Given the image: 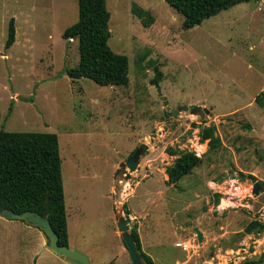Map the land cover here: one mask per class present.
<instances>
[{
	"label": "rangeland",
	"instance_id": "obj_1",
	"mask_svg": "<svg viewBox=\"0 0 264 264\" xmlns=\"http://www.w3.org/2000/svg\"><path fill=\"white\" fill-rule=\"evenodd\" d=\"M133 3L153 16L148 27ZM106 6L108 45L128 58L125 86L67 76L78 64V41L61 34L78 18L77 0H0V128L57 134L70 236L81 242L72 220L86 217L81 244L100 261L130 264L118 249L121 215L153 264H240L255 253V264H264V229L244 231L252 220L264 225V0L239 1L192 28L164 0ZM11 18L14 42L6 47ZM183 105L197 110L173 115ZM210 125L221 140L214 150L199 136ZM141 144L146 150L127 178L125 162ZM169 146L200 157L176 183L165 173L176 157ZM24 225L0 219V264H66L41 250L33 232L49 243L43 231Z\"/></svg>",
	"mask_w": 264,
	"mask_h": 264
},
{
	"label": "trees",
	"instance_id": "obj_2",
	"mask_svg": "<svg viewBox=\"0 0 264 264\" xmlns=\"http://www.w3.org/2000/svg\"><path fill=\"white\" fill-rule=\"evenodd\" d=\"M164 1L183 16L184 28H192L200 25L204 19L217 14L222 9L219 4L225 0ZM237 2L239 1L235 3ZM77 6V20L66 27L61 34L66 40L75 38L78 41V64L65 70L67 76L71 79L88 78L103 86L127 85L128 58L124 54L114 52L108 45L110 12L106 0H77ZM131 12L144 27H148L154 20L148 10L136 3L132 4ZM14 35V23L11 18L8 22L6 47L13 44ZM154 70L152 83L157 85L161 72L157 67H154ZM255 101L261 102L259 95L255 97ZM199 136L200 142L207 141L210 150L217 149L221 145L213 125L203 127ZM165 152L176 156L173 163L165 169L169 183L178 182L200 162V157L192 151L169 146L166 147ZM219 198L220 195L215 194L216 203ZM1 209L14 212L32 210L47 216L52 229L58 235V243L68 245L61 157L56 133L6 131L0 128ZM263 229V224L252 220L245 226L244 231L252 233ZM130 233L144 262L153 264L150 256L142 250L137 230L131 228ZM255 263L253 261L245 264Z\"/></svg>",
	"mask_w": 264,
	"mask_h": 264
},
{
	"label": "water",
	"instance_id": "obj_3",
	"mask_svg": "<svg viewBox=\"0 0 264 264\" xmlns=\"http://www.w3.org/2000/svg\"><path fill=\"white\" fill-rule=\"evenodd\" d=\"M240 0H225L219 4L220 8H224L228 5L235 3ZM187 111L189 110L191 113H195L197 110V106L195 105H183L180 106L174 111L173 115L177 114L178 111ZM146 150V145L141 144L137 149L134 150L132 155L127 158L125 165L128 168L129 172L126 173V177L130 176V172L136 169L138 164L139 157L141 153ZM250 181L252 182V192L257 195L259 193L260 184L256 180L255 177H251ZM0 217L8 220H20L24 221L26 224L38 227L49 240V243L45 244V247L52 252H54L58 256H62L68 263L70 264H90V260L88 255L85 252L79 251L75 248H71L68 245H60L58 243V235L54 232L51 227V224L45 215H41L32 210H25L22 212H14L9 209H1ZM129 222L130 218H125L121 215L116 216V226L119 232V235L123 241L124 247L126 248L128 257L130 259V264H147L142 259V254L134 241L132 234L129 231ZM194 231L197 235L198 241H202V232L199 228L195 227ZM259 253H255L250 255L249 257H245L241 259L240 264L246 262L257 261L260 258Z\"/></svg>",
	"mask_w": 264,
	"mask_h": 264
},
{
	"label": "crops",
	"instance_id": "obj_4",
	"mask_svg": "<svg viewBox=\"0 0 264 264\" xmlns=\"http://www.w3.org/2000/svg\"><path fill=\"white\" fill-rule=\"evenodd\" d=\"M0 219H4L3 217H0ZM74 219V221L72 220V222H73V227H74V237H76V236H78L79 237V239H81L80 241V243L78 244V242H76L75 240H73L72 241V236H70V224H71V222H70V218L69 217H67V214H66V220H67V239H68V246L69 247H73V248H75V249H78V250H80V251H83V252H85L87 255H88V257H89V260H90V264H92V257H94V260H95V263L94 264H107L109 261H110V259H112L113 257L112 256H110V257H108V258H106V260H102V261H100V258L99 257H97L98 256V254H96L97 252V250L96 249H90V248H87V249H84V247L82 246V244L81 243H84L85 244V239H84V235H82L81 233H80V231H79V227H80V224H82L81 223V221L79 220V219H87L86 217H80L79 219H77V218H73ZM109 220V219H108ZM111 223V221L109 222L108 221V229H110V233H111V236H112V238L113 239H115L114 238V236H115V230H113V228L109 225ZM24 226H26V225H24ZM27 228H28V231L29 232H32L33 230H34V228L33 227H35V226H31V225H28L27 224V226H26ZM201 231V230H200ZM34 234H35V236H36V241H37V244L39 243V246H41L40 248H41V250H43V251H45V252H51V253H49V254H53V255H55V256H57L56 258H63L62 256H58V255H56L54 252H52L51 250H49V249H47L46 247H45V244H46V241L44 240V239H42V242H40L39 241V237H38V235H37V233H36V231L34 230V232H33ZM141 236V235H140ZM177 237H178V239L180 240V238H182L183 239V236L182 235H177ZM115 242V241H114ZM140 242H141V247L143 248V242H142V236H141V240H140ZM99 244V243H98ZM96 246H98V245H96ZM176 246V245H175ZM104 246L103 245H100L98 248H103ZM118 249H119V251L121 250V252H124L125 250H126V248L124 247V246H119L118 245ZM143 250V249H142ZM147 254V253H146ZM148 255V254H147ZM64 259V258H63ZM64 261H65V263L66 264H70V263H68L65 259H64ZM181 264H183V263H181Z\"/></svg>",
	"mask_w": 264,
	"mask_h": 264
},
{
	"label": "bare ground",
	"instance_id": "obj_5",
	"mask_svg": "<svg viewBox=\"0 0 264 264\" xmlns=\"http://www.w3.org/2000/svg\"><path fill=\"white\" fill-rule=\"evenodd\" d=\"M222 200H223V199H222ZM222 203L224 204V203H226V201H225V200H223V201H222Z\"/></svg>",
	"mask_w": 264,
	"mask_h": 264
},
{
	"label": "built area",
	"instance_id": "obj_6",
	"mask_svg": "<svg viewBox=\"0 0 264 264\" xmlns=\"http://www.w3.org/2000/svg\"><path fill=\"white\" fill-rule=\"evenodd\" d=\"M179 244H181V243H179ZM184 248H185V246H184Z\"/></svg>",
	"mask_w": 264,
	"mask_h": 264
}]
</instances>
